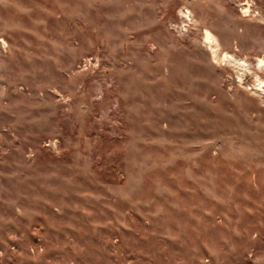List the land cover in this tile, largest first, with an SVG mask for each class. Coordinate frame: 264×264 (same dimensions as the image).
Returning <instances> with one entry per match:
<instances>
[{
	"label": "rangeland",
	"instance_id": "374dc122",
	"mask_svg": "<svg viewBox=\"0 0 264 264\" xmlns=\"http://www.w3.org/2000/svg\"><path fill=\"white\" fill-rule=\"evenodd\" d=\"M0 264H264V0H0Z\"/></svg>",
	"mask_w": 264,
	"mask_h": 264
},
{
	"label": "bare ground",
	"instance_id": "6f19581e",
	"mask_svg": "<svg viewBox=\"0 0 264 264\" xmlns=\"http://www.w3.org/2000/svg\"><path fill=\"white\" fill-rule=\"evenodd\" d=\"M210 36V34L207 32V40L209 41V37ZM228 57V56H227ZM230 57V56H229ZM232 58V57H231ZM229 59V58H228Z\"/></svg>",
	"mask_w": 264,
	"mask_h": 264
}]
</instances>
